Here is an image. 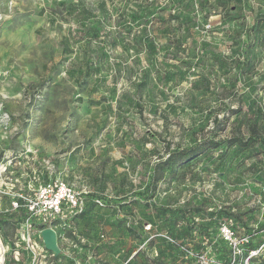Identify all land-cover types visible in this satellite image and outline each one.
Here are the masks:
<instances>
[{
    "label": "rangeland",
    "instance_id": "obj_1",
    "mask_svg": "<svg viewBox=\"0 0 264 264\" xmlns=\"http://www.w3.org/2000/svg\"><path fill=\"white\" fill-rule=\"evenodd\" d=\"M241 135L149 197L169 150ZM61 183L82 211L51 212ZM178 209L195 230L169 219ZM0 218V264H196L151 239L217 257L223 224L242 241L236 264H264V0H0Z\"/></svg>",
    "mask_w": 264,
    "mask_h": 264
},
{
    "label": "trees",
    "instance_id": "obj_2",
    "mask_svg": "<svg viewBox=\"0 0 264 264\" xmlns=\"http://www.w3.org/2000/svg\"><path fill=\"white\" fill-rule=\"evenodd\" d=\"M149 46L154 47V41H149L148 42ZM246 61H248V54L246 55ZM235 113V112H233ZM228 121V118H218L215 117L214 118V126H218L220 131L224 130V127L226 126V123ZM215 137V136H214ZM214 137H204L202 139H200L199 141H195L191 146L189 147H185V148H174L168 151L166 158L165 159H161L160 161L156 162L153 167H152V175H151V179L150 182L148 184V190L149 191V197H153L155 194V190L157 188L158 182L165 176L166 172L172 173L174 171H176L177 167H183L185 164H187L188 162H190L192 159L198 157L199 155L203 154L206 150L208 149H214L217 148L223 144H226L228 147H232L235 146L237 144H241V145H245L247 140L244 136H233L230 138H223V139H218L216 140V138ZM97 199H93V201L96 203L97 206H101V207H106L107 206V201H102V205L99 204L97 201ZM146 203H151L149 200L146 201ZM151 205H153V203H151ZM165 210V209H164ZM162 210L160 209V215H165L167 210ZM23 213H27V212H23ZM171 215L169 216L170 218H174L176 217L178 219V214L181 213L182 214V219H184L186 222L185 224V231L189 232V227H190V232H192L193 230L196 229L197 224L195 223L194 220H192L191 218L185 219V215H186V210L185 209H178V210H174V211H170ZM9 220L7 219H2L0 218V222H7ZM35 224H37V222H35ZM38 226L41 229L47 228L48 227V221L44 220V222H40L38 224ZM195 228V229H194ZM173 232V231H172ZM215 230L213 227H211V225H208L205 227L204 230V236L202 239L203 241L206 242H211V240L215 239ZM169 237H171L173 239V241L168 240L166 237L160 236L158 234H155L153 236V239H151V244L154 243L157 239H159L162 244L167 245V247L169 248H173L175 250H177L178 252L183 254L182 251V246H187L189 247L187 244L185 243L184 240H179V238L175 237L174 235H169ZM223 241V240H222ZM227 244V243H226ZM218 247L215 249V253L217 255V257L220 260H223L225 263L229 264L230 261L229 260V247L228 245H223V244H219L218 243ZM204 249V247L202 248ZM202 249H198L196 252H200L202 251ZM206 249V247H205ZM138 253H136L135 257L137 256ZM164 254V250L163 248L160 246L158 249V256H162ZM190 259H195L194 257L190 258Z\"/></svg>",
    "mask_w": 264,
    "mask_h": 264
},
{
    "label": "built area",
    "instance_id": "obj_3",
    "mask_svg": "<svg viewBox=\"0 0 264 264\" xmlns=\"http://www.w3.org/2000/svg\"><path fill=\"white\" fill-rule=\"evenodd\" d=\"M47 190V188H45ZM53 197L50 202V210L53 213H61L65 205L68 208L76 209L82 211L83 209V198L81 192L75 191L70 186L65 183H61L53 188ZM99 204L102 205V200H96ZM151 225L146 226V229L149 230ZM219 237L227 243L229 250H231L230 256L233 257V260L229 264H236L238 257L243 253L242 250V241L236 235L235 231L228 225L223 224L218 233ZM168 240L173 241L168 235H164ZM182 251L185 256H190L195 258L196 264H227L223 260L218 259L217 257L211 256V251H209V246H206L204 251L196 252L192 248L187 246H182Z\"/></svg>",
    "mask_w": 264,
    "mask_h": 264
},
{
    "label": "water",
    "instance_id": "obj_4",
    "mask_svg": "<svg viewBox=\"0 0 264 264\" xmlns=\"http://www.w3.org/2000/svg\"><path fill=\"white\" fill-rule=\"evenodd\" d=\"M41 235L44 245L48 250L53 251L56 254L60 253V249L57 244L56 232L51 227L42 229Z\"/></svg>",
    "mask_w": 264,
    "mask_h": 264
},
{
    "label": "crops",
    "instance_id": "obj_5",
    "mask_svg": "<svg viewBox=\"0 0 264 264\" xmlns=\"http://www.w3.org/2000/svg\"><path fill=\"white\" fill-rule=\"evenodd\" d=\"M158 254V252H156Z\"/></svg>",
    "mask_w": 264,
    "mask_h": 264
}]
</instances>
